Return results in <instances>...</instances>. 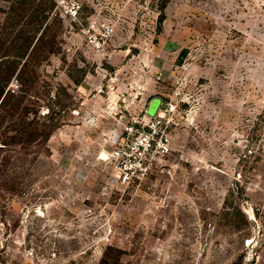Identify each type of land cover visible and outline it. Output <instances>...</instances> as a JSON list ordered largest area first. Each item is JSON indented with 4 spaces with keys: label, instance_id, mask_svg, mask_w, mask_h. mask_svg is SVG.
<instances>
[{
    "label": "rangeland",
    "instance_id": "1",
    "mask_svg": "<svg viewBox=\"0 0 264 264\" xmlns=\"http://www.w3.org/2000/svg\"><path fill=\"white\" fill-rule=\"evenodd\" d=\"M58 1L0 0V264H264V0ZM152 100L170 154L121 186L115 139Z\"/></svg>",
    "mask_w": 264,
    "mask_h": 264
},
{
    "label": "built area",
    "instance_id": "2",
    "mask_svg": "<svg viewBox=\"0 0 264 264\" xmlns=\"http://www.w3.org/2000/svg\"><path fill=\"white\" fill-rule=\"evenodd\" d=\"M81 7L78 0H60L57 5L60 15L70 22L79 20ZM81 33L91 50L98 52L103 49L114 29L108 22L93 17L82 27ZM174 109L172 103L160 101L156 114L149 115L145 110L141 116L133 117L125 125L110 153L112 177L117 184L130 186L142 183L148 178L154 164L170 154Z\"/></svg>",
    "mask_w": 264,
    "mask_h": 264
},
{
    "label": "trees",
    "instance_id": "3",
    "mask_svg": "<svg viewBox=\"0 0 264 264\" xmlns=\"http://www.w3.org/2000/svg\"><path fill=\"white\" fill-rule=\"evenodd\" d=\"M160 23H162V19H161ZM39 39L40 38L37 39L36 44H34V45H33V43H34L35 39H33L31 41L30 40L25 41L26 42V49H25V51H24V53L22 55V59L26 58V56H27V59H28V57L30 56V53H31L30 50L32 51V49L35 48V46L37 45ZM5 63H8V62H5ZM11 63H12V68H10V66H7L5 68L6 70H1L0 69L2 71V72H0V107L4 104V102L8 98L13 97V95L10 92V90H7L6 88H7V85L9 83L10 79L15 75L16 69H17L16 65L19 64V63L16 62L15 60L11 61ZM24 64H25V62H24ZM75 83L78 85L79 81H75ZM50 122H52V121L50 120ZM24 123H25V125H31V123H29L27 121H25ZM55 128H56V126L50 128V131H49L48 135H51ZM36 130H37V128L34 127V131H36ZM31 135H32V133L28 134L27 137L30 138Z\"/></svg>",
    "mask_w": 264,
    "mask_h": 264
},
{
    "label": "crops",
    "instance_id": "4",
    "mask_svg": "<svg viewBox=\"0 0 264 264\" xmlns=\"http://www.w3.org/2000/svg\"><path fill=\"white\" fill-rule=\"evenodd\" d=\"M154 100H156V99H154ZM154 100L150 101L149 104H148V106H147V108H145V110H147V112L149 113V115H154V114H156V112H157V110H158V109H157L155 112L151 111V108H152V106H153V104H154ZM118 138H119V136H118ZM118 138L115 139V142H114V143H115V146H116L117 142L119 141ZM117 139H118V141H117Z\"/></svg>",
    "mask_w": 264,
    "mask_h": 264
}]
</instances>
